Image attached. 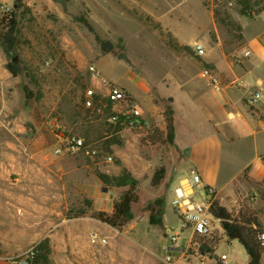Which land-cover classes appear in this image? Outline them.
<instances>
[{
  "label": "rangeland",
  "instance_id": "1",
  "mask_svg": "<svg viewBox=\"0 0 264 264\" xmlns=\"http://www.w3.org/2000/svg\"><path fill=\"white\" fill-rule=\"evenodd\" d=\"M20 2L15 51L8 57L0 50V264H29L30 253L45 240L47 264H164L163 247L169 234L179 230L170 204L183 173L179 152L173 144H150L148 131L110 127L106 117L111 110L103 101L107 88L101 79H91L89 67L111 87L128 92L159 128L158 116L163 119L170 108L171 89L181 77L206 69L204 55L197 57L192 50L194 43L202 44L206 53L221 42L234 55L242 43V21L263 8V0ZM247 2L248 13L242 14ZM14 3L0 0V15L15 9ZM79 18L113 44L112 53H101ZM119 53L126 59L118 58ZM14 57L20 68L16 77L5 68ZM89 88L103 103L95 105L101 113L83 106ZM53 117L69 134L95 145L98 157L49 156L53 139L46 122ZM194 119L185 123L182 114L181 123L187 126ZM37 149L44 152L42 158L32 155ZM123 168L137 180V201L131 207L132 220L117 230L90 216L110 213L123 192L102 183L97 173L116 176ZM238 180L242 178L233 183L236 191L224 195L229 211L246 209L255 219L264 217V185L257 188L245 180L243 190ZM194 198L201 201L203 193ZM157 200L162 203L161 227L148 222L149 208H157ZM256 200L263 209L254 206ZM80 211L85 214L76 217ZM93 233L105 242L92 243ZM188 234L180 236L185 250L177 264H221L222 255L228 264H241L247 258L238 242L231 250L226 240L214 256L207 255L199 249L198 238L186 243ZM221 236L216 228L211 238Z\"/></svg>",
  "mask_w": 264,
  "mask_h": 264
},
{
  "label": "crops",
  "instance_id": "2",
  "mask_svg": "<svg viewBox=\"0 0 264 264\" xmlns=\"http://www.w3.org/2000/svg\"><path fill=\"white\" fill-rule=\"evenodd\" d=\"M241 41L234 55L225 52L221 42L204 53L202 62L217 77L218 90L209 85L204 69H201L181 77V82H177L170 92L172 144L183 163L182 177L190 170L195 171L201 178V186L214 189V198L228 210L224 195H232L236 191L233 183L239 177L242 180L236 184L243 190H246L248 182L256 184L257 188L264 185V4L252 18L242 21ZM249 88L261 95L253 107H248L244 101ZM195 112L197 114L193 115ZM182 114H185V123L192 116L196 119L190 125H182ZM158 120L161 122L159 128L164 130L165 122L159 116ZM46 130L53 139L54 147L55 139L48 130L47 122ZM43 153L37 149L32 155L42 158ZM49 156H55L52 150ZM205 199L210 198L205 195ZM254 206L263 209V203L257 200ZM256 220L260 229L264 230V217ZM221 234L219 242L207 255L214 256L222 240L235 250L238 240L226 237L222 231ZM237 244L243 248L239 242ZM246 257L241 264L247 263V254ZM201 258L203 260L204 256ZM261 262L264 264V252Z\"/></svg>",
  "mask_w": 264,
  "mask_h": 264
},
{
  "label": "built area",
  "instance_id": "3",
  "mask_svg": "<svg viewBox=\"0 0 264 264\" xmlns=\"http://www.w3.org/2000/svg\"><path fill=\"white\" fill-rule=\"evenodd\" d=\"M192 50L197 57L204 55L205 49L202 44L194 43ZM91 79L99 80L107 88V95L111 102L110 113L106 117L108 123L118 125L120 129L129 131H149L152 128L150 120L143 114L136 102L128 93L123 90L111 87L109 83L100 77L99 71L94 67H89ZM203 73L207 77L209 85L214 89H219L217 77L208 69H204ZM95 92L92 89H86L84 93L83 106L90 112L101 113L100 108H96L94 104ZM261 95L258 91L249 88L245 93V103L248 107L255 106L260 100ZM48 130L54 137L53 154L57 157L68 156L75 154H83L90 158H96L99 155V150L95 145L87 144L80 136L69 134L66 129L60 124L57 117L50 118L47 121ZM103 159L110 162V156H104ZM200 176L193 170L185 173L179 180L174 189V197L170 204L174 213L179 219V230L169 234V242L163 247V263L177 264V259L184 253V246L179 242L180 236L188 231L186 243L189 244L194 235L212 236L214 230L218 228L219 220L212 217L209 213V200L205 199L214 194V189L211 187L201 186ZM203 191V198L197 201L194 197L197 193ZM169 232V231H168ZM262 246H264V232L257 235ZM90 241L105 242V239H100L96 233L90 235ZM32 256V252L30 253ZM221 264H226L224 256L220 259Z\"/></svg>",
  "mask_w": 264,
  "mask_h": 264
},
{
  "label": "trees",
  "instance_id": "4",
  "mask_svg": "<svg viewBox=\"0 0 264 264\" xmlns=\"http://www.w3.org/2000/svg\"><path fill=\"white\" fill-rule=\"evenodd\" d=\"M15 9L4 12L0 15V50L8 57H10L15 51L17 45V10L22 7L20 0H14ZM248 6L244 5L242 8V14H247L246 10ZM249 7V6H248ZM258 12V11H257ZM81 22L89 32L94 36L96 44L99 46L102 54H109L113 51V44L109 41L103 40L95 32L93 27L84 19L79 18ZM6 70L11 76L16 77L20 74V68L17 63L8 62L5 65ZM104 107L106 110H110L111 102L108 98L103 99ZM97 102V103H96ZM94 104L102 107L103 103L98 96H94ZM173 112L171 108H167L163 113V119L165 122V129H159L154 126L147 132V139L150 144H172L173 139ZM108 116V115H107ZM115 131L120 130L118 125L108 123ZM98 179L106 184L117 188H122L123 192L112 205V211L106 213L104 211H98L91 214V218L106 224L107 226L120 230L133 216L131 213L132 204L137 201V180L130 174V172L123 168L121 173L117 176H108L102 173H97ZM209 213L212 217L219 220V227L223 234L230 238L234 234H238V242L243 246L248 261L246 264H262L261 256L264 252V246L261 245L257 235L264 232L260 229L257 220L252 217L248 210L239 211L236 215L229 211L226 207L222 206L218 199L214 198L213 194L209 199ZM157 208L150 207L148 214V222L153 226H162V203L160 200L155 202ZM85 211H80L76 217L82 216ZM254 225L255 227H252ZM193 238H198L199 249L202 252L210 253L213 248L219 242V238H211V236H198L194 235ZM47 249V241L39 243L32 251L29 264H47V256L45 250ZM220 262V260H219Z\"/></svg>",
  "mask_w": 264,
  "mask_h": 264
},
{
  "label": "water",
  "instance_id": "5",
  "mask_svg": "<svg viewBox=\"0 0 264 264\" xmlns=\"http://www.w3.org/2000/svg\"><path fill=\"white\" fill-rule=\"evenodd\" d=\"M117 57H118V58H124V59H126V55L123 54V53H119V54L117 55ZM15 61H16V59H15V57H14V58L12 59V62L14 63ZM140 76H142V77L145 78V76H144L142 73L140 74ZM145 79H146V78H145ZM230 238L233 239V240H238V234L236 233V234L230 236Z\"/></svg>",
  "mask_w": 264,
  "mask_h": 264
}]
</instances>
